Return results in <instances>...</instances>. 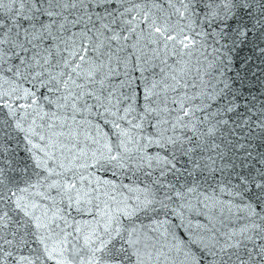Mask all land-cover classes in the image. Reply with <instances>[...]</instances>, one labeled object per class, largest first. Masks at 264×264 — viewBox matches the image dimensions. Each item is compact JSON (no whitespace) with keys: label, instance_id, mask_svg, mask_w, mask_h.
<instances>
[{"label":"snow or ice","instance_id":"snow-or-ice-1","mask_svg":"<svg viewBox=\"0 0 264 264\" xmlns=\"http://www.w3.org/2000/svg\"><path fill=\"white\" fill-rule=\"evenodd\" d=\"M0 264H264V0H0Z\"/></svg>","mask_w":264,"mask_h":264}]
</instances>
